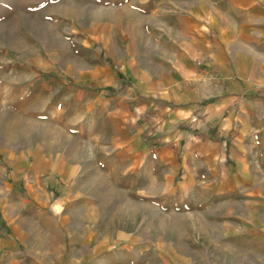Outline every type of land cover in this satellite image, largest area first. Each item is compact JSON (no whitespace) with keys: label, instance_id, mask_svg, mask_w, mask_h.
Instances as JSON below:
<instances>
[{"label":"crops","instance_id":"crops-1","mask_svg":"<svg viewBox=\"0 0 264 264\" xmlns=\"http://www.w3.org/2000/svg\"><path fill=\"white\" fill-rule=\"evenodd\" d=\"M9 15L0 264H264V0H0Z\"/></svg>","mask_w":264,"mask_h":264},{"label":"rangeland","instance_id":"rangeland-1","mask_svg":"<svg viewBox=\"0 0 264 264\" xmlns=\"http://www.w3.org/2000/svg\"><path fill=\"white\" fill-rule=\"evenodd\" d=\"M0 16V76H15L20 72V16L9 15L7 20H2ZM8 44L13 50L7 52L4 45ZM38 58L45 59L41 63H32L43 73L59 72V63H52L47 60V50H39ZM3 111L0 110V125ZM68 240L62 239L64 244ZM39 240H35L38 245Z\"/></svg>","mask_w":264,"mask_h":264}]
</instances>
